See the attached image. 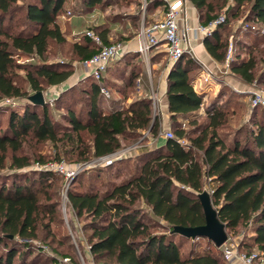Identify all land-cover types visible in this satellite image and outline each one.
Here are the masks:
<instances>
[{
  "label": "trees",
  "instance_id": "16d2710c",
  "mask_svg": "<svg viewBox=\"0 0 264 264\" xmlns=\"http://www.w3.org/2000/svg\"><path fill=\"white\" fill-rule=\"evenodd\" d=\"M190 1L198 9L203 26L216 20L224 8L226 14L236 8L234 16H238L241 8L248 6L246 21H251V26L246 29L264 36V0ZM67 2L30 0L24 7V21H20L16 19L18 0H0V113L9 112L5 127L0 121V264H27L32 254L31 241L40 238L43 230H51V225L60 219L61 184L55 174L65 182L61 174L40 171L39 178L1 174L7 166L18 170L30 165L31 157L20 154L29 140L54 144L58 161H66L63 156H69L76 164H82L120 150L126 140H136L145 131L153 138L160 136V115L148 97H137L128 104L119 101L111 111L104 110L102 88L108 84L105 73L109 67L100 81L91 77L89 85L81 83V88L72 87L64 93L63 96L79 89L81 95L72 96V102L86 105L77 109L66 103V112L61 114L65 123L55 117L48 101L43 105L30 102L31 95L64 83L74 73L71 62L59 64L47 58L52 45L66 46L65 55L79 62L101 50V45L86 36L82 42L67 40L58 23L59 16L67 10ZM107 3L81 0L80 9L90 12ZM130 3L141 7L137 13H142L143 0ZM160 5L164 7L162 0H145L144 9L147 12ZM226 14L225 21L204 40L207 51L221 63H225L229 49ZM145 18L144 25L150 26L152 22ZM21 22L26 28L14 32L13 28ZM90 28L104 45L123 41L111 40L110 28ZM260 37L252 42L247 57L234 52L229 63L231 72L247 84H264V40ZM20 56L33 60L20 63ZM122 59L129 72L123 76L124 88L118 90L127 98L128 89L142 74L141 59L137 52L125 54ZM198 69L200 66L184 54L168 75L173 137L162 146L137 153L135 169L121 181H104V189L96 188L97 185L85 190L77 188L83 183L78 178L81 172L70 183L69 206L78 218L87 219L83 230L90 231L88 242L95 263L231 264L210 249L215 244L208 238L193 240L189 254L183 255L181 245L173 237L175 225L205 223L198 194L206 187L213 190L212 203L226 224L227 233L239 228L250 233L249 240L239 244V250L264 252V120H255L247 130L237 129L229 141L221 134L231 121L227 104H211L206 108L204 122L199 124L196 111L204 105V95L192 83ZM7 98L15 104L3 103ZM259 110L264 108L255 107L257 113ZM37 161L44 163L45 159ZM125 168L118 166L113 176L120 177ZM95 172L100 180L102 170ZM149 217L157 220L148 222ZM158 227L162 230L157 231ZM202 239L207 240L209 249L198 252Z\"/></svg>",
  "mask_w": 264,
  "mask_h": 264
},
{
  "label": "rangeland",
  "instance_id": "374dc122",
  "mask_svg": "<svg viewBox=\"0 0 264 264\" xmlns=\"http://www.w3.org/2000/svg\"><path fill=\"white\" fill-rule=\"evenodd\" d=\"M30 0H18V15L16 17L17 20L24 21V15H25V5ZM108 3L104 4L103 6H99L95 9L98 13V18H102L104 24L101 25L103 28H110L111 22L113 21H120L121 24H123L128 18H130L132 15L130 13L132 12H139L141 7H135L134 4H131L133 0H107ZM145 2V0H143ZM145 5V4H144ZM142 6V9L144 10L145 6ZM81 6V0H68L67 2V11L70 10L73 14H80L83 11L80 9ZM236 8H232L229 12L226 14V8L222 9L219 12V16L222 14L227 15V29L225 30L226 37L228 36L229 44L233 43V48H235L236 51L235 54H243L244 56H248V52H250V46L255 38H259L260 35L254 34L251 30H248L246 28H249L250 22L246 21V15L248 14V6L241 8L239 15L234 16V12L236 11ZM159 13L161 9L155 10V12ZM65 13V12H64ZM63 13V14H64ZM62 15V14H61ZM218 16V17H219ZM92 17L91 13H87L85 15H74L70 18V22L74 25L76 33L78 34H84L86 29L84 23L87 21H90ZM162 17H156L155 19H151V22L154 23L156 20H160ZM135 22V21H134ZM253 24V23H252ZM135 25L137 26V23L135 22ZM23 28H26L23 26V23L21 22L19 25H16L13 28V31H19ZM119 30H122V27H118ZM142 27L137 28L141 29ZM111 29V28H110ZM263 30V29H262ZM140 31V30H139ZM139 33V32H138ZM263 40H264V36ZM260 37V38H262ZM116 39V38H115ZM69 42L73 43V38L67 39ZM262 46V45H261ZM264 46V45H263ZM164 48V47H162ZM66 49L67 47L64 46L63 48H58V46L52 45L51 49L49 50V53L47 55L48 59L55 60L59 64H66L68 62H71L72 64L76 62V60L71 59L69 56H66ZM32 58H29L27 56H20L19 62L20 63H27L29 61H32ZM166 61V59H164ZM39 60L36 59V62ZM121 61V60H119ZM79 62V61H78ZM80 65H84L83 62H79ZM124 68V67H123ZM121 68L119 70L118 75L112 74L113 72H110L112 75H106L108 78V84L104 87L103 92V103L105 101L111 102L114 97L119 96L120 100L124 101L126 104L133 101L137 97H148L153 96L155 93H157L156 87L154 82L151 81L150 84L145 80V82L142 80V75L137 79L135 86L133 88L128 89L129 93L127 95V98L123 97L121 92L118 90V88H124L125 82L123 81L124 76V70ZM227 69L229 70V75H232L233 73L229 69V66H227ZM22 74V73H21ZM223 75V74H221ZM219 76V80L224 79L226 76ZM237 77V76H236ZM89 79V80H88ZM86 80H88L86 82ZM92 78L89 74L88 70L83 73V79L76 81L74 84H70L68 82H65L63 84L57 85V86H47L44 91V96L46 101L49 102L50 107L53 110V113L55 117L62 123H65L61 117V114L66 112L65 104L66 103H72V105L75 108H81L82 106H86L85 104L82 105V103L78 102H72L73 98L72 96H80L79 89H77L75 92H70L66 94L70 88L77 87L81 88L84 85H89ZM121 80V83H120ZM147 82V83H146ZM119 86V87H118ZM253 90L249 93H239L233 88V86L222 82L220 85L217 86V90L213 91H207V94L204 95V100L207 103L211 104H218V106H226V110L229 113V117L231 118V121L228 126L224 127L221 130V134L223 137L227 138L229 141H231L232 137L234 136V133L237 129H244L247 130L251 128L254 125L255 120H264V111L259 110L258 113L255 111V107H252V92L254 90H262L264 92V84H258L254 83L252 85ZM25 100H22L21 102H24ZM256 112L255 115H252L253 112ZM9 117V112H2L0 113V121L2 123V126H6L7 121ZM205 115H202L198 122L199 124H202L205 120ZM147 135L143 134L140 138L136 140H126L124 142V145L121 149H128L129 154L127 158L122 159V162L120 160L116 161L111 166H106L103 163H99L96 165L89 164L87 165L80 173L79 179L83 180L82 186L77 187L80 190L88 189L90 186H96V188L104 189L105 185L103 184L104 181H121L122 179L126 178L129 173H131L135 169V163H136V154L137 150L145 144L147 140ZM57 149L54 144L50 142L46 143H37L36 141H28L25 144V147L20 152V154L24 155L27 154L31 157V163L25 168L22 169H13L11 167H6L1 171V174L3 175H9L13 173H19V174H26L28 176H33L35 178H39V173L41 171L40 167L44 164L50 163V162H56L58 161L56 157ZM65 157V163L69 167H74L78 164L73 162L69 156H63ZM40 158H44L45 162H38ZM86 162V163H90ZM10 164V162H8ZM126 166L125 172L123 175H121L118 178H115L113 176L116 168L119 166ZM101 169L102 170V177L100 180H97L96 175L97 173L95 170ZM54 174L55 172L52 171ZM57 173V172H56ZM57 178L59 179V183L61 184V198H60V206H59V216L60 219L57 223H53L51 226V230L46 229L42 231L41 237L36 238L32 240V254L27 259V264H54L56 259L58 257H70L73 264H97L93 260V256L90 252V244L88 242L89 230H83L85 222H87V219L84 218H78V216L75 214V212L71 209L69 206V202H66V208L64 209L63 200H64V194H65V182L63 181V178L57 174H55ZM11 182V181H10ZM209 191V187H207ZM148 209L146 208V211ZM157 219L155 218H147L148 222H154ZM159 222H162V220H159ZM157 231H161L162 228L158 227L156 228ZM250 233L246 232L245 229L239 228L236 232H229L228 230V245L236 244L239 245L241 242H246L249 240ZM174 240L181 245L182 254L188 255L193 244V240L190 238H186L184 236H181L179 234L173 233ZM19 242L22 241V239H18ZM199 246L197 247L198 252H205L207 249H209L207 240L202 239L199 241ZM210 249L218 253L220 255H223L224 258L226 256L222 254L223 247L217 248L216 246H211ZM2 248H0V251ZM21 250L23 251V247H21ZM253 251H258L257 249H254ZM242 252H246L245 250H242ZM224 253V252H223ZM65 255V256H62ZM264 257V255H263ZM227 259V260H226ZM225 260L232 262L226 258Z\"/></svg>",
  "mask_w": 264,
  "mask_h": 264
},
{
  "label": "crops",
  "instance_id": "0c3cea01",
  "mask_svg": "<svg viewBox=\"0 0 264 264\" xmlns=\"http://www.w3.org/2000/svg\"><path fill=\"white\" fill-rule=\"evenodd\" d=\"M145 4V2H144ZM67 7V4H66ZM185 7H186V14H185V24L187 26H190V47L192 49V54H188L199 66L200 70H196L194 72L193 77V85L198 93H201L203 95L207 94V91H213L217 90V86L220 85L222 82H225L239 93H249L253 90L252 85L253 84H247L244 81H242L239 77L231 76L229 75V70L227 69L226 63H221L217 61L215 58H213L210 53L207 51L204 40L205 35L201 32L196 33L195 29L202 25L201 24V18L198 9L193 5V3L190 0H185ZM68 8V7H67ZM156 8L161 9L162 13L159 11L155 12ZM98 11L97 9H93L90 12H82L80 14H73L70 10H66V12L59 16L58 23L61 27V29L65 32L67 39L73 38V42H82L84 40V36L82 34L76 33L74 25L70 22V18L74 15H85L87 13H91L92 17L90 21H87L84 23L85 28L90 27H98L104 24L102 18H98ZM71 12V14H69ZM138 16L134 18L135 15ZM140 14V15H139ZM132 15L130 18H128L123 24H121L120 21H113L111 22V32H110V39H119L121 38L122 44H123V50L126 55L131 53H139L138 48L140 45L139 37H138V25L139 27H142L144 25V20L147 17L148 21L151 22V19H155L156 17H162L164 16V7L158 6L153 7L149 10H142V13H130ZM161 18V19H162ZM137 23V26L135 25V22ZM157 21V20H156ZM118 27H122V30L120 31ZM141 63L140 67L142 70V80L144 78L148 82V84L154 82L157 93H155L153 96H150V99L152 100L153 107L155 108L156 112L160 115V123H161V132L159 137L153 138L149 131H145L144 134L147 135V140L145 144L141 148H139L137 153L140 151L146 149L155 148L157 146H162L167 139L165 133L167 131H171V119H170V113L168 111L169 102L167 97V87H168V75L171 71V68L173 67L174 63L170 61L169 56L165 50V48H162V46L153 47L149 53L148 58H144L139 53ZM246 57V56H245ZM166 59V61L164 60ZM121 60V59H120ZM123 60V59H122ZM117 60L114 63H112L109 66V70L105 73L106 75H118L119 70L123 68L124 75L128 74L129 72V66L126 68L125 62ZM74 66V73L71 75L69 79H67L65 82H68L70 84H74L76 81L83 79V73L87 71L86 67L83 65H80L78 61L73 63ZM114 71V72H113ZM110 72H113L112 74ZM206 73H209L212 75V80L209 83H205L203 78L206 75ZM223 74V75H221ZM226 76L224 79L219 80V76ZM139 79V78H138ZM64 82V83H65ZM146 82V83H147ZM121 83V80H120ZM63 84V83H62ZM122 101L120 100V97H114L111 102L105 101L103 103V108L106 112L111 111L113 109V106L116 102ZM211 103H207L204 100V105L200 109L196 111V116L201 117L202 115H206V108L207 106H210ZM186 121V120H185ZM207 188V187H206ZM232 264H243L240 260H233L231 261Z\"/></svg>",
  "mask_w": 264,
  "mask_h": 264
},
{
  "label": "built area",
  "instance_id": "2783aa9c",
  "mask_svg": "<svg viewBox=\"0 0 264 264\" xmlns=\"http://www.w3.org/2000/svg\"><path fill=\"white\" fill-rule=\"evenodd\" d=\"M164 2V16L162 19L155 21L150 26L143 25L138 33L140 45L138 52L144 57L148 58L149 53L153 47L162 46L165 48L171 62L175 63L184 54H192L190 47V26L185 24V0H162ZM71 14V12H69ZM225 21V14L220 15L216 20L212 21L208 26L200 25L195 31L196 33H203L205 36L210 35L213 30L222 22ZM90 38L96 44L101 45V50L92 58L83 62L84 66L88 70L91 77L100 81L107 70V68L117 60L124 57L125 52L123 50L122 42H116L109 45L102 43V38L91 28H87L85 33L82 34ZM234 48L233 43L229 44L228 53L226 56V66H229L230 61L233 58ZM205 83H209L212 80V75L206 73L203 78ZM104 92V87L102 88ZM252 107L264 108V92L262 90H254L252 92ZM3 103L15 104L13 99L7 98ZM186 122L183 123V126ZM167 138L173 137L172 131L165 133ZM182 143H186L182 141ZM128 149H120L116 152L95 158L90 163H82L76 166L69 167L65 161H56L44 164L40 167L41 171H54L61 174L65 180V194L63 200V207L66 208V202L68 201L67 191L72 180L89 164L103 163L106 166L114 164L118 160H122L128 157ZM208 188H205V190ZM212 193L213 190L209 189ZM223 254L228 260H240L243 264H264V252L252 251L250 253L242 252L239 250V245H228V241L222 246ZM54 264H73L70 257H58Z\"/></svg>",
  "mask_w": 264,
  "mask_h": 264
},
{
  "label": "water",
  "instance_id": "95a60500",
  "mask_svg": "<svg viewBox=\"0 0 264 264\" xmlns=\"http://www.w3.org/2000/svg\"><path fill=\"white\" fill-rule=\"evenodd\" d=\"M30 102L43 105L46 103L44 93L37 92L29 97ZM205 214V223L198 226H173L172 233L179 234L186 238L195 240L205 237L210 239L217 248H221L228 241L226 224L223 223L218 215V210L212 203L211 194L204 190L198 194Z\"/></svg>",
  "mask_w": 264,
  "mask_h": 264
}]
</instances>
